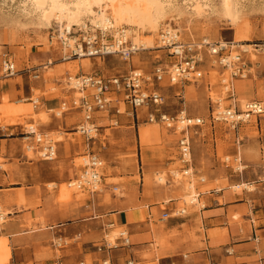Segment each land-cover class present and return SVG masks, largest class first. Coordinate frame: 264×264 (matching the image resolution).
Returning <instances> with one entry per match:
<instances>
[{
    "label": "rangeland",
    "instance_id": "374dc122",
    "mask_svg": "<svg viewBox=\"0 0 264 264\" xmlns=\"http://www.w3.org/2000/svg\"><path fill=\"white\" fill-rule=\"evenodd\" d=\"M176 1L183 3L188 0ZM206 1L211 3L215 9L214 13H208L203 17L184 16L173 20L169 26L178 29L181 39L186 42L207 40L211 43H222L221 41L233 43L234 30L217 11L221 7V0ZM235 1H237L240 10L239 25L251 38L244 43V45H250L249 52L240 47H235L233 50L234 53L242 52L250 69L247 78L233 82L235 101L230 99L224 86V81L229 79V73L216 65L207 55H204L203 78L199 82L175 86L165 82L160 87H156L166 99L162 109L170 116L185 112L187 116L206 120V124L201 128L190 130L193 143V165L199 173L198 177L191 184L185 177L179 176L178 179L173 177L181 169L177 142L179 134L167 130L160 124L148 123L146 109H140L137 117L136 113L132 114L129 106L121 104L122 115L117 116L113 121L112 116L108 117L105 114V118L100 119L98 123L101 126L100 143L95 149L101 153L104 160L101 191L92 195L72 187L70 188L72 195L68 196L63 190L80 174V167L76 166L81 164L80 157L85 152L84 139L80 134L71 135L82 121V115L78 111H69L59 115L60 109L49 111L45 103L53 100H60V103L62 101L69 102L71 99L79 97L77 92L71 90L69 77L73 78L85 72L83 69L76 75L69 71L65 74L62 72V69L72 66V64H67L72 61L66 62L62 59V49L57 41L54 40L53 45L50 43L51 37L60 31V27L54 25L51 29L41 30L24 16L21 0H0V53L10 52L17 69L21 71L13 78L4 77L0 71V79H4V83L13 82L16 85H21L32 92L29 98L25 96L20 99L13 98L10 94L0 96V127H4L6 130L9 127L13 128V137L21 139L22 143L23 152L21 154L24 157L20 156V159L33 161L38 165L36 172L38 171L42 180L37 184L36 190L40 198L47 199L57 196L56 202L68 208L74 206V209H86L87 205L95 202L100 210L110 205L114 198L121 199L133 195L134 193L127 188V184H129L136 185V197L140 196L139 192L142 191V188L149 187L163 189L166 193H171L172 195L165 197L164 201L171 198L177 199L179 201L178 209L185 207L188 209V214L191 212L192 206L199 207V202L192 204L186 201L184 198L186 193L193 192L194 195L199 192L206 193L210 190L228 187H232L234 193L245 191L262 193L264 191V135H261L260 132L261 128L264 130V120L256 123L254 119L251 123L242 124L236 132L226 124L214 125L211 123L213 110L219 108L221 104L220 108L222 109L233 108V106L244 109L248 102L264 101V0ZM156 43L159 44L158 38ZM48 48L52 51L51 53H46ZM251 53L256 56L255 61H252ZM49 61H53V64L49 65ZM170 61L168 52L157 48L140 51L128 61L119 56L92 60L94 68L91 72H97L107 77L125 76L131 70H141L145 74H150L155 67L170 63ZM35 76L39 78H34ZM242 99H246V102L242 103ZM32 100L38 101L37 107L32 103ZM42 114L46 118L45 121L41 122L40 119H37L36 123L34 117ZM116 120H118V125ZM31 123H35L40 131L49 134L58 142L55 160L44 161L36 153H28L25 150L26 141L22 132L23 128ZM65 125L67 129H65ZM144 127L153 128L156 132L147 147L150 160L148 166L143 163L142 149L144 147L141 146L139 139V130ZM238 138L241 139V143L235 145L234 142ZM238 148L241 150L240 165L234 161L235 158H238L236 154ZM64 152H66L65 156H63ZM214 156L217 163L208 160L209 157L213 158ZM226 158H230L229 163L225 162ZM15 163H20V160H16ZM5 164V159L0 156V172L8 170L9 167ZM138 164L141 174L140 176L137 174L135 177L134 168L137 169ZM200 167H203L204 170ZM237 167L244 171L236 172ZM113 174L129 178L108 179ZM61 175L64 177L61 178ZM159 176L164 177V185L158 181ZM199 177L206 180L204 184L200 183ZM58 179H61L62 182ZM230 180H239L240 183L233 184ZM58 183L60 184L58 185ZM52 184L56 186L50 187ZM243 184H249L252 191L242 187ZM254 184L263 186H260L258 191L256 187H253ZM189 185L193 186V191H191L192 189L186 190ZM115 188L118 190L115 191ZM24 192L25 188L20 191L21 198L19 200L10 199L8 201L12 204L11 207L3 204L0 200V209L6 216V222L2 228H5V225L10 222L9 217L14 213L16 215L15 205L19 209L30 207L24 197ZM9 212L10 214L7 216ZM110 212L107 209L106 213ZM143 212L146 220L147 210L143 209ZM154 214V221L161 223L162 212L159 214L155 210ZM92 215L89 211L86 216L91 217ZM173 216H175L174 212L171 214V217ZM45 227L42 226V228ZM119 229H112L113 231L107 233L112 244L118 237ZM28 230H38V228H32L29 225ZM104 236L105 233H103ZM85 262L91 263V259Z\"/></svg>",
    "mask_w": 264,
    "mask_h": 264
},
{
    "label": "crops",
    "instance_id": "0c3cea01",
    "mask_svg": "<svg viewBox=\"0 0 264 264\" xmlns=\"http://www.w3.org/2000/svg\"><path fill=\"white\" fill-rule=\"evenodd\" d=\"M5 94L20 99L22 96L31 97L32 92L0 79V96ZM60 104V100H53L45 106L53 111ZM12 129L0 127V156L9 167L0 172V200L11 207L8 201L19 200L20 191L25 188L24 197L30 207L19 209L15 205L16 215L9 217L10 222L0 231V237H6L11 248L7 264H57L59 260L63 264H79L88 259H91L89 264H100L105 257L114 264H124L129 259L142 264H264V191L234 193L233 188L228 187L199 192L198 208L192 206L188 214L173 216L161 223L154 221V211L163 214L165 210L178 209L179 201L173 198L164 201L172 194L153 187L142 188L140 196L136 197V185L127 184L128 190L134 194L114 198L105 209L99 210L95 202L86 209L68 208L56 202L57 196L39 197L36 186L42 177L36 172L38 165L20 159L23 156L21 139L13 137ZM260 132L264 135L263 128ZM76 134L75 131L71 133ZM83 144L85 147V141ZM236 152L237 156L241 154L239 148ZM16 160L20 163H15ZM208 160L217 161L215 156ZM137 174H141L139 164L137 169L134 168V176ZM124 178L129 177L114 174L108 177L111 180ZM58 181L62 182L61 179ZM230 182L240 183L239 180ZM260 186L263 185L254 184L253 187L259 191ZM107 209L111 211L108 214ZM143 209L147 210L146 220ZM89 211L93 214L91 217L86 216ZM110 224L126 227L132 246L126 248L119 244L116 249L98 253L93 245L102 242L105 228ZM29 225L38 230L29 231ZM77 236L80 240L75 242ZM58 240L69 243L58 250L53 244Z\"/></svg>",
    "mask_w": 264,
    "mask_h": 264
},
{
    "label": "built area",
    "instance_id": "2783aa9c",
    "mask_svg": "<svg viewBox=\"0 0 264 264\" xmlns=\"http://www.w3.org/2000/svg\"><path fill=\"white\" fill-rule=\"evenodd\" d=\"M125 30L117 32L118 39L115 37L114 30H102L91 26L74 27L72 30L59 31L51 37V44L57 41L62 49L63 60L66 62L73 60H103L110 56H119L128 61L138 52L133 42L126 38ZM160 49L166 50L170 57V63L159 65L153 69L150 74H145L141 70H131L125 76L107 77L97 72L83 73L75 77H69L71 90L79 93V97L68 101H62L60 104V115L69 111H78L82 115V121L79 123L75 132L85 141V152L80 159V174L70 183V187L98 194L103 185L104 160L101 153L95 150V145L99 141L101 126L98 120L108 117L122 115L120 105H127L131 108L132 114H137L140 109L148 111L147 122L150 124H160L167 130L179 134L178 153L181 169L178 171L180 177H185L191 184L198 177V171L193 165L192 157V138L190 130L201 128L206 124V120L199 117H190L185 112H180L176 116H170L163 111L165 97L156 87L168 82L171 86L183 83H196L203 78L204 55L209 56L216 65L229 73V79L224 81V86L230 99L235 101V90L233 82L238 79H245L250 73L242 52L234 53L233 43H211L207 40L199 42H186L181 39L180 31L166 26L159 32L158 37ZM245 52V51H244ZM0 71L6 78H13L21 73L13 60L10 52L0 53ZM34 78H39L35 76ZM32 103L37 107L38 101ZM255 119L264 120V101H251L245 105V108H217L211 115V123L226 124L231 130L236 132L242 124L251 123ZM118 124V121H116ZM22 134L26 141L25 150L36 153L44 161H53L57 157V144L52 136L38 129L35 123H31L23 128ZM241 143V140L236 142ZM235 158L234 161L241 164L242 159ZM226 163L230 158L225 159ZM244 169L236 168V172L242 173ZM178 179L179 176L173 175ZM201 184L205 179L199 177ZM115 191L118 189L115 188ZM197 203L201 193L195 194ZM195 204V203H192ZM174 212L176 217L186 215V208L175 210H165L161 216V222L171 218ZM8 216V215H7ZM6 222V216L0 209V231ZM109 229H116L114 224L107 226ZM107 229L102 242L94 244L93 247L98 253H103L121 246L130 248L132 246L130 234L126 231H119L115 243L112 244L108 239ZM79 239L77 236L76 241ZM69 242L55 241V248L61 250ZM57 264H63L61 260ZM79 264H89L85 261ZM100 264H114L110 258H102ZM124 264H142L141 262L129 259Z\"/></svg>",
    "mask_w": 264,
    "mask_h": 264
},
{
    "label": "bare ground",
    "instance_id": "6f19581e",
    "mask_svg": "<svg viewBox=\"0 0 264 264\" xmlns=\"http://www.w3.org/2000/svg\"><path fill=\"white\" fill-rule=\"evenodd\" d=\"M21 3L23 4L24 16L31 24L41 30L51 29L57 25L63 33V31L72 30L74 27L91 26L102 30H114V35L118 39L117 32L124 29L126 38L132 40L133 45L139 51L161 48V45L156 43L159 32L163 27L169 26L173 20H178L184 16H190V18L194 16L203 17L208 13L215 12L211 3L209 4L206 0H188L183 3H178L176 0H21ZM217 11L221 17L230 23L232 30H234V48L240 47L249 52L250 45H244V43L251 38L239 25L240 10L237 1L221 0V7ZM221 42L225 44L224 41ZM51 52L50 48L46 51V53ZM251 57L252 61L256 60L253 53H251ZM48 64H53V61H49ZM67 64H72V66L68 69H62L64 74L69 71L76 75L81 69L88 73L94 68V63L90 59L72 61ZM241 102L245 103L246 99H242ZM34 119L37 123V119L43 122L46 118L42 114L36 115ZM155 135L156 132L153 128L144 127L139 130L140 143L144 147L142 159L147 166L150 161L147 147ZM81 164L76 167H80ZM176 175L180 176L178 172ZM158 181L164 185L163 176H159ZM55 186V184L50 185V187ZM242 187L252 191L249 184H243ZM70 188L72 187L69 183L63 190L65 195H72ZM189 189L193 191V186L189 185L186 190ZM195 196L193 192L186 193L184 198L190 203H195L197 202ZM9 214L10 212L7 213L8 216ZM117 228H120L118 233L127 230L126 227ZM106 229L107 233L114 230L108 227ZM10 258L9 240L6 237H0V264H7Z\"/></svg>",
    "mask_w": 264,
    "mask_h": 264
}]
</instances>
